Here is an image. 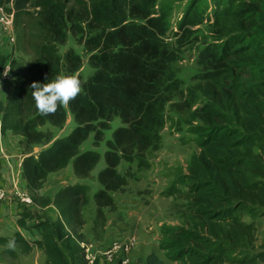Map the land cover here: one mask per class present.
Segmentation results:
<instances>
[{"label": "trees", "instance_id": "trees-1", "mask_svg": "<svg viewBox=\"0 0 264 264\" xmlns=\"http://www.w3.org/2000/svg\"><path fill=\"white\" fill-rule=\"evenodd\" d=\"M6 1L10 0H0V5ZM28 4L37 8V25L45 33L29 68L35 70L36 81L48 82L58 74L75 75L82 91L66 105H58L54 113L41 115L31 96L32 81L19 84L17 76L4 108L0 106V130L11 129L23 135L26 144L45 146L20 165L27 189L35 190L47 174L67 165L75 176L86 177L100 156L82 146L90 137L94 146L102 142L112 121L119 119L122 125L104 140L105 166L97 173L101 189L94 194L98 209L109 206L113 200L108 193L126 183V177L117 172L120 161H132L159 148L166 106L172 99L184 97L173 64L181 47L197 41L199 30L192 27L201 25L205 11L211 10L206 19L211 20L213 40L197 55V78L204 81L198 90L205 101L192 113L202 124L195 129L200 152L190 161L193 205L189 202L201 219L199 226L208 225L209 234L171 227L168 240L158 247L166 251V259L182 264H212L222 259L225 244L213 241L219 236L214 228L226 225L228 232L242 229L248 235L253 225L240 220L241 199L247 190L253 189V198L261 195L254 189L255 183L251 184L254 180L246 183V176L248 172L254 177L264 173V0H210L209 4L191 0L173 33L169 31V12L163 5L157 8V0H75L71 5L67 0H12L16 17L25 13ZM69 33L86 53L91 72L85 79L79 74L83 65L79 53L73 49L58 53ZM169 34L172 42L167 40ZM12 62L6 54L0 56V72L9 64L11 73ZM188 95L189 105L196 91L189 88ZM68 115L74 127L69 134L54 138ZM84 190V185L74 184L56 194L59 215L68 225L81 217L80 205L88 199L85 194L80 196ZM63 220L51 222L48 218V222L25 225L29 231L37 229L39 238L28 240L17 231L11 235L10 246L18 242L24 252L35 246L45 255V262L68 264L66 259L70 262L79 248L62 232ZM60 239L71 249V256L65 257L56 244ZM0 241L8 242L6 238ZM8 251L14 250L10 247ZM254 257L264 263L262 254ZM254 257L246 263L251 264ZM144 264L166 263L150 253Z\"/></svg>", "mask_w": 264, "mask_h": 264}, {"label": "rangeland", "instance_id": "rangeland-1", "mask_svg": "<svg viewBox=\"0 0 264 264\" xmlns=\"http://www.w3.org/2000/svg\"><path fill=\"white\" fill-rule=\"evenodd\" d=\"M74 1L67 0L69 5ZM190 1L157 0V8L159 5H163L169 12V31L171 30L172 33L177 31V23ZM11 2L6 1L4 4L13 9ZM206 2L209 4L210 0H206ZM25 9V13H20L17 17L13 9L14 40L10 41L7 36H3V43L0 45V56L6 54L9 61H13L11 65L12 78L2 80L0 84L1 108H4L7 95L13 88L17 76H19V84L37 80L35 70L32 71L29 68L36 58L37 43L45 33L37 25L38 15L35 13L37 8L28 4ZM210 14L211 10L208 8L204 13L203 23L192 27V29L199 30L197 41L181 47L178 52L179 57L173 64L177 77L182 81L181 88L184 90V97H176L166 106L164 125L159 132V148L153 151L148 150L143 156L132 161H120L117 172L126 177V183L108 193L113 200L109 206H102L98 209L94 194L101 189L97 173L105 166L104 140L111 136V132L116 127L122 125L119 119L115 118L112 121L102 142L94 146L93 138L90 137L82 146L83 150H96L100 156L97 165L86 177L75 176L71 165H67L47 174L35 190H29L24 185L20 164L26 156L36 155L45 146L26 144L23 135L11 129L2 130L1 127L0 131L3 134L0 133V186L10 197L16 190L29 195L32 203L27 206L23 203L19 205L13 197L0 203V229L9 225L24 233L25 225L34 226L35 223L47 221L48 218L51 222H54L55 218L63 220L58 212L59 205L56 204V194L64 187L82 184L86 190L80 196L85 194L84 196L88 199L86 203L82 202L80 205L81 217L73 219L70 225L64 220L62 221L65 226L62 232L73 238L79 248L78 253L71 257L70 262L68 258L66 259L68 264H94L95 262L96 264H144L150 253H155L166 264H182L180 261L166 259V251L159 249L158 246L164 240H168L167 238L171 234L169 235L167 232L171 227L182 226L195 229L199 233L202 231L205 236L209 234L206 231L208 225L206 227L205 224L202 227L199 226L201 219L193 211L189 202L193 205L190 161L195 152H200L195 129L202 124L199 119L194 118L192 113L197 106L205 101L198 90L199 85L204 81L197 78L200 72L197 55L204 44L213 40L209 27L211 20L206 19V15ZM171 36L169 34L170 38H167L170 42L173 41ZM9 42L12 44H8ZM69 49H73L82 56L83 65L79 74L83 79L87 78L91 70L87 66L86 53L83 46L77 43L76 38L70 33L65 43L58 46V53L63 55ZM189 88L196 91V97L188 105L191 100V96L188 95ZM73 127L74 123L71 116L68 115L64 126L59 131H55L54 138L69 134ZM4 141H6L5 144ZM257 145L259 143H256ZM262 159L264 161V156ZM2 162L7 164L3 165ZM9 163H13V165L18 163V165L13 167ZM257 164L258 166L262 165L261 163ZM246 178L247 184L254 180L251 184L255 183L254 189H258L257 191L264 197V173L254 177L248 172ZM252 190H247L248 192L243 195L242 208L238 209V214L242 223L252 224L253 227L250 228L248 235L242 229L234 232L230 229L231 232H228L226 225H219L218 229L214 228L219 236H215L213 241L225 244L226 254L223 251L222 259H217L212 264H240V261L247 264L246 262L258 253L264 256V198L261 195L253 198ZM20 222L23 225H20ZM51 222L50 224L53 225ZM196 226L198 228H195ZM33 229L37 235L36 239H38L37 229ZM42 230L43 227L38 228L40 236ZM6 235L7 233L0 230V240L6 238L8 241L6 244L0 241V264H50V262H45V255L39 250L40 248L33 246L24 252L20 250L23 247L18 242H14L17 247L10 246L12 237ZM132 236L135 241L127 251L118 249L112 253L110 259L107 258L106 252L110 248L114 245H121ZM56 244L64 252L65 257L71 256V249L67 250L64 241L57 240ZM10 247L15 252L10 253L8 251ZM207 248L215 251L219 249L215 246H207ZM254 258L251 264H264L261 263L260 258Z\"/></svg>", "mask_w": 264, "mask_h": 264}, {"label": "clouds", "instance_id": "clouds-1", "mask_svg": "<svg viewBox=\"0 0 264 264\" xmlns=\"http://www.w3.org/2000/svg\"><path fill=\"white\" fill-rule=\"evenodd\" d=\"M9 67L0 75H7ZM29 87L36 110L41 115L54 113L58 105H66L82 91L80 79L67 74H58L48 82L32 81Z\"/></svg>", "mask_w": 264, "mask_h": 264}, {"label": "built area", "instance_id": "built-area-1", "mask_svg": "<svg viewBox=\"0 0 264 264\" xmlns=\"http://www.w3.org/2000/svg\"><path fill=\"white\" fill-rule=\"evenodd\" d=\"M12 1V0H10ZM12 3V2H11ZM13 9L10 6H7L3 4V6H0V45L3 43L2 39L3 36H7L10 41L14 40L13 36ZM8 44H12V42H9ZM9 64H5L4 68H8ZM11 73H10V67L8 69L7 75H1V80H7L10 79ZM12 196H7V193L3 187L0 186V203H4L7 199L14 198L16 203L21 205V203L27 205H30L32 203L31 197L27 194L20 193L18 190L14 191ZM134 237H129V239L122 243L121 245H114L108 252H106L107 258H111L112 253L116 252L118 249H122L124 251H127L133 244H134ZM125 263V261H123Z\"/></svg>", "mask_w": 264, "mask_h": 264}, {"label": "crops", "instance_id": "crops-1", "mask_svg": "<svg viewBox=\"0 0 264 264\" xmlns=\"http://www.w3.org/2000/svg\"><path fill=\"white\" fill-rule=\"evenodd\" d=\"M0 133L1 134H3V132H1L0 131ZM2 136V135H1ZM6 143V141H4V144ZM3 163V165H5V163L6 162H2ZM18 163H20V162H18ZM18 163H16L15 165H13V163H9L10 165H12L13 167H15V166H17L18 165ZM7 164V163H6ZM21 165V164H20ZM2 169L4 170V167H2ZM23 180V183H24V185H26V182L24 181V179H22ZM0 230H3L5 233H7V235L6 236H8V235H12L14 232H20L25 238H28V240H36V233H31L32 231H34V230H32V229H30V231L28 230V229H25V231H24V233L21 231V230H16L15 228H13V227H11V226H9V225H6V226H4L2 229H0ZM37 238H39V236L37 237Z\"/></svg>", "mask_w": 264, "mask_h": 264}]
</instances>
